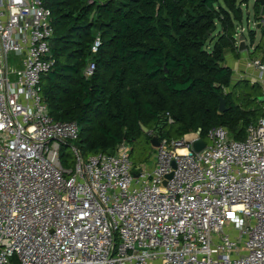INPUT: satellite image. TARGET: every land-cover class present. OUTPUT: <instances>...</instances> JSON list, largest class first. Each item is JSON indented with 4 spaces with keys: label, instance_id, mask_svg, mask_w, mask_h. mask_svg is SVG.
Listing matches in <instances>:
<instances>
[{
    "label": "built area",
    "instance_id": "obj_1",
    "mask_svg": "<svg viewBox=\"0 0 264 264\" xmlns=\"http://www.w3.org/2000/svg\"><path fill=\"white\" fill-rule=\"evenodd\" d=\"M245 33L238 24L237 44ZM52 34L43 0H0V264H264V116L241 140L224 126L180 139L150 129L148 168L132 169L125 139L115 153L84 155L79 124L53 119L41 97ZM245 67L264 96L262 54Z\"/></svg>",
    "mask_w": 264,
    "mask_h": 264
},
{
    "label": "trees",
    "instance_id": "obj_2",
    "mask_svg": "<svg viewBox=\"0 0 264 264\" xmlns=\"http://www.w3.org/2000/svg\"><path fill=\"white\" fill-rule=\"evenodd\" d=\"M243 2L43 0L53 29L54 64L40 79L48 113L79 124L75 144L84 155L113 153L123 139H136L142 127L159 124L168 126L159 137L169 139L198 129L204 138L214 126L243 139L255 113L232 100V68L223 63L225 50H236ZM258 8L257 2L255 16ZM97 34L100 45L92 51ZM247 36L253 43L255 31ZM256 48L264 61V44ZM89 60L94 69L85 75Z\"/></svg>",
    "mask_w": 264,
    "mask_h": 264
},
{
    "label": "rangeland",
    "instance_id": "obj_3",
    "mask_svg": "<svg viewBox=\"0 0 264 264\" xmlns=\"http://www.w3.org/2000/svg\"><path fill=\"white\" fill-rule=\"evenodd\" d=\"M92 0H89L91 2ZM247 7L243 6V19L241 25L246 28V30H254L255 36L253 43H250L247 33H245L244 40H246V48L243 51L238 50V44L236 43V50L232 51L226 49L224 53L223 63L232 68V86L229 88L231 98L234 103L239 105H244L251 110H254L255 116L252 118L251 122H256L260 117L264 116V100L259 98L263 96V88L256 82L249 80L247 75L241 76L240 73H243L242 67L244 66V71L248 73V67L246 66V60L257 59L261 56V51L256 48L258 43H261L263 46L264 39H261L262 28H256L255 22V9H254V0H247ZM246 38V39H245ZM260 51V52H259ZM236 52H239V55L242 53L244 58L240 62L236 61L238 56ZM13 58L9 55V61ZM91 61L87 62V65L84 69V73L87 72V68ZM233 63H236L235 65ZM239 66V67H238ZM236 69L240 71H236ZM162 124L158 126H153L150 128L142 127V133L134 140L128 141L130 155L129 159L132 162V169L137 166L143 167H152L155 165L156 161V152L157 147L151 145L150 138L151 136L147 134L148 130H153V135L156 136H166L164 132L167 130L168 126L160 128ZM63 164L65 168H71L73 164V156L71 151L66 145L62 146Z\"/></svg>",
    "mask_w": 264,
    "mask_h": 264
},
{
    "label": "water",
    "instance_id": "obj_4",
    "mask_svg": "<svg viewBox=\"0 0 264 264\" xmlns=\"http://www.w3.org/2000/svg\"><path fill=\"white\" fill-rule=\"evenodd\" d=\"M261 2H262V4H264V0H261ZM257 28H259V25H257ZM238 39H239L238 50L239 51L245 50L246 44H245L244 36L240 35ZM259 99L264 100V96H261ZM225 109H226L225 100H224V98L221 97L220 101H219V105H218V110H219V112H223V111H225ZM150 143L153 146H156V147L158 146V141H157L156 137H151ZM192 147L195 151L198 152L204 147V142L201 139L196 140L192 143ZM171 175L172 174L167 175V178H170Z\"/></svg>",
    "mask_w": 264,
    "mask_h": 264
},
{
    "label": "crops",
    "instance_id": "obj_5",
    "mask_svg": "<svg viewBox=\"0 0 264 264\" xmlns=\"http://www.w3.org/2000/svg\"><path fill=\"white\" fill-rule=\"evenodd\" d=\"M244 58H246V57H243L242 56V53L238 56V58H237V60L236 61H238V62H240L241 60H243ZM234 65L236 64V63H233ZM239 67V66H238ZM242 69H244V66L242 67Z\"/></svg>",
    "mask_w": 264,
    "mask_h": 264
},
{
    "label": "bare ground",
    "instance_id": "obj_6",
    "mask_svg": "<svg viewBox=\"0 0 264 264\" xmlns=\"http://www.w3.org/2000/svg\"><path fill=\"white\" fill-rule=\"evenodd\" d=\"M186 136H187V138H194L195 134L194 133H190V134H187ZM113 153H115V152H113Z\"/></svg>",
    "mask_w": 264,
    "mask_h": 264
}]
</instances>
